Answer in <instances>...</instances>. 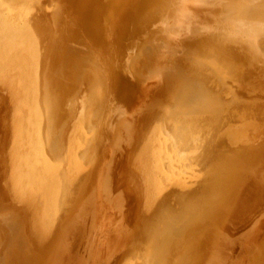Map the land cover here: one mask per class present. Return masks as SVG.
Instances as JSON below:
<instances>
[{
	"label": "bare ground",
	"instance_id": "1",
	"mask_svg": "<svg viewBox=\"0 0 264 264\" xmlns=\"http://www.w3.org/2000/svg\"><path fill=\"white\" fill-rule=\"evenodd\" d=\"M36 1L0 0V86L9 90L0 94V190L31 211L40 240L61 237L49 252L67 264H96L101 253L103 264L117 262L111 250L124 246L126 217L115 205L131 181L115 151L132 144L144 146L132 169L151 214L138 233L125 225L137 233L126 247L136 259L120 264H264L262 125L263 139L252 143L248 133L240 148L248 123L225 125L234 158L223 157L229 140L213 146L194 131L212 114L264 107V0ZM200 149L207 171L198 178L191 168L196 179L188 168ZM169 201L174 208L161 211ZM11 213L0 211V264L14 263L18 248L32 251L15 241L24 236ZM214 230L217 241L208 237ZM184 244L196 245L190 259Z\"/></svg>",
	"mask_w": 264,
	"mask_h": 264
},
{
	"label": "rangeland",
	"instance_id": "2",
	"mask_svg": "<svg viewBox=\"0 0 264 264\" xmlns=\"http://www.w3.org/2000/svg\"><path fill=\"white\" fill-rule=\"evenodd\" d=\"M35 2H38V1H36L35 0ZM19 2H16V1H13V5H16V4H18ZM37 7H40V3H38L37 5H36ZM13 8H14V6H13ZM21 13V12H20ZM47 13V12H46ZM17 16H18V13L16 14ZM49 20L51 19V15L49 14ZM15 18H17V17H15ZM50 26H49V30H47V32L45 33L46 34V41L48 40V38L50 39V38H52V36H53V32H54V29L52 28V26H51V24H50V21H49V23H48ZM152 30H153V28H152ZM180 49V48H179ZM175 54H177L178 56H181V55H179L180 53H178V52H175ZM47 54H45V56H46ZM183 55V54H182ZM48 56V55H47ZM180 58V57H179ZM164 61H166V59H164ZM181 64L182 65H187V63L186 62H184V60L182 59L181 61ZM180 62L178 63V65L180 64ZM10 71H12V70H10ZM194 72V71H193ZM208 73H210L211 74V72H208ZM215 77V76H214ZM216 79V80H215ZM214 79V81L217 83V84H220V83H222L221 81H219L218 82V79L217 78H215ZM0 85H3V84H1L0 83ZM1 87H3V89L1 88ZM39 90V89H38ZM7 92H9V90L7 89V87H5V86H0V94H3L6 98H8L7 97V95L5 94V93H7ZM201 95H203V93L201 94ZM11 97V96H10ZM200 100H202V99H200ZM249 106H252V105H249ZM254 110H253V109ZM242 109V110H241ZM233 110V111H232ZM235 110V111H234ZM250 110V111H249ZM230 111V110H229ZM260 111V112H259ZM226 111H224L223 113H221V115L220 114H217V115H213L212 114V116H209V118H204V120L203 121H197L196 122V124H195V134H197V136L200 138V136L202 137V136H204V135H207V134H209L208 136H206V138H205V141L206 140H208V139H215V144H213V146L215 145V146H217V145H221V144H217L216 143V140H220L221 142L223 141V143L226 145V144H228V140H229V146L227 145V147L225 146V145H223V146H225L224 147V152H222V154H223V157H224V155H227V157L229 156H231L232 158H234L235 156L233 155V154H235L234 152H233V150L232 149H235V148H231V145H233V143H232V141L230 140V138H229V135H228V133L229 134H231L230 133V128H229V130L227 129V126H225V125H232V124H234V122H235V124L236 125H239V124H241V122L243 123L245 120H246V122H244V123H248L247 125L250 127H248L249 128V130L247 129V127H246V130L244 129L242 132H238L237 134H240L239 136H238V140H237V143H238V145H237V143H236V145L240 148V147H242L241 145H243V147L244 146H247L248 144H249V142L251 141V140H253L254 142H257V140L259 141V140H261V139H263V138H261V139H258V137L260 136L259 134H261V133H259V131H260V129H261V131H262V128H260V126L262 125V127H263V130H264V107H259L258 105H256V106H253V107H251V108H247V109H244L243 107H239V108H231V111H230V114L231 115H227L226 113H225ZM232 112H234V114H236V115H233L232 114ZM168 113V112H167ZM225 113V114H224ZM168 114H171V113H168ZM228 114H229V112H228ZM239 114V115H238ZM226 115V116H225ZM233 115V116H232ZM8 118H7V121H9L10 120V118L11 117H9V113H8ZM182 116H184V115H182ZM208 116V115H207ZM214 116V117H213ZM185 117V116H184ZM221 117V118H220ZM230 117H232V118H230ZM235 117V118H234ZM238 118V121H237V118ZM206 119H209V121H206ZM225 119H227L226 120V122H225ZM230 121H229V120ZM233 119V120H232ZM242 119V120H241ZM218 120V121H217ZM244 120V121H243ZM251 120H252V124H251ZM229 123H228V122ZM231 121H233L232 123H230ZM236 121L238 122V123H236ZM239 121H241V122H239ZM248 121V122H247ZM261 121V122H260ZM158 122V121H157ZM223 122V123H222ZM260 122V125L258 124ZM217 125H216V124ZM256 125H255V124ZM263 123V124H262ZM206 124H207V127H206ZM221 124V126H222V128H219V127H221V126H219ZM209 125V126H208ZM236 125H234V126H236ZM252 126H254V127H252ZM209 127V128H208ZM216 127V128H215ZM223 127H226V129L224 128V133H223V135H222V132H219V130L221 131V129L223 130ZM259 129H258V128ZM199 128V129H198ZM204 128V129H203ZM213 129V130H212ZM253 129V130H252ZM256 129V130H255ZM226 130L227 131H229V132H226ZM248 130V131H247ZM210 131V132H209ZM216 131H217V133H216ZM257 131V132H256ZM200 132V133H199ZM226 132V133H225ZM252 132H253V138L251 137L252 136ZM263 132V131H262ZM205 133V134H204ZM220 133V134H219ZM244 133H245V135H244ZM248 133H250V135H247ZM256 133V134H255ZM259 133V134H258ZM216 134L218 135L217 136V138H216ZM225 134L228 136H226V138H225ZM259 136H258V135ZM256 135H257V138L256 139H254V137H256ZM212 136V137H211ZM248 136H250V138H252V139H250V141L246 144V143H243L244 141V139H245V141L247 142V140L249 139H247V137ZM240 137H241V140H240ZM227 138H229V139H227ZM212 139V140H213ZM227 139V140H226ZM47 141H49L48 139H47ZM171 141V140H170ZM242 142V143H239V142ZM253 141H251L252 143H253ZM50 142V141H49ZM252 143H250V144H252ZM200 144H201V140H200ZM200 144H198L199 146H200ZM236 145L234 144V146H232V147H236ZM143 145H141V146H133L132 144L125 150V151H122L121 153L119 152V153H117L116 151H115V154L118 156L119 155V158H120V155H123L124 156V159H125V162L126 163H128V166H130V168H128V170H126V172H127V174H129V175H127L126 177V179H129V177H130V183H128L127 185H126V187H129L128 188V192L127 191H124L123 193H122V195H120L119 196V201H118V206L117 205H115L117 208H121V209H123V212H124V215H125V221H124V225L122 226V229H121V232L122 233H124V234H122L121 233V238L120 239H122L121 241H120V244L122 243V242H125V243H122V245H124L122 248H120L121 247V245L119 246V250H117L118 252H117V256L115 255V252H116V249L117 248H114L113 247V249L111 250V255L113 256H111L112 258H110L111 260H114L116 263H114V264H120L121 262H123L124 261V258L125 257H132L133 259H136V257H133L134 256V254H131V253H128V251H127V249L128 248H126V247H128V243H129V240L131 239V238H133V239H135V235L138 233V232H140L139 230H138V228H140V224H142L144 221H142L143 219H147V217L151 214V211H149V212H146L145 211V205H144V199L142 198V197H144L143 195H142V190H143V187H142V183H143V179L141 178V177H138V173H136V172H134V169H132V163H136L135 162V158L137 157V156H139L140 154H142L141 152L143 151H141L140 152V150H141V148H143L144 149V146L142 147ZM238 147H236V148H238ZM45 149H49V147H44ZM238 148V149H239ZM204 149V148H203ZM225 149H226V151H225ZM230 149H231V151H230ZM44 150V149H43ZM42 150V151H43ZM229 150V151H228ZM197 152V153H196ZM227 152H230L229 154L227 153ZM233 152V153H232ZM190 153V152H189ZM193 153H194V155L195 156H199V153H201V149L199 150V151H193ZM192 153V154H193ZM196 153V154H195ZM232 153V154H231ZM231 154V155H230ZM137 155V156H136ZM191 155V154H190ZM192 156L191 155V157H190V159H191V161L193 162L194 161V159H196L195 161H194V163H190V165H189V170H188V175H190V169L191 168H193L192 169V171L194 170H196V168L195 167H197V170H196V172H192L193 173V175H194V173H196V174H198L197 172H199V175H198V178L200 177V176H203V173L204 172H206L207 171V168H206V161L205 162H203V161H200V159H199V157H198V159L195 157V156ZM233 155V156H232ZM83 157V155H79V159H81ZM188 157V158H189ZM207 157V156H206ZM192 158H194V159H192ZM205 159V158H204ZM131 164H130V163ZM118 163V162H117ZM196 163H198V164H196ZM195 166V167H194ZM203 166H204V168H203ZM117 167H119V164H118V166ZM204 169V170H203ZM90 171H91V168L89 169ZM152 172V171H151ZM1 173V172H0ZM153 173V175H154V172H152ZM192 173H191V175H192ZM190 175V176H191ZM197 175H195V176H191V177H194V178H196L197 179V177H196ZM193 178V179H194ZM195 179V180H196ZM80 180H82L83 181V179H80ZM217 182H219L218 184H216ZM223 182H224V180L223 181H216V183H214V185H213V190H214V192L215 193H217V192H219V190L222 188V185H223ZM119 183H123V185H124V183H126V181H119ZM131 184V185H130ZM134 186V187H133ZM132 187V188H131ZM2 195V191L0 190V211H7V213H11V212H13L14 214H17L19 217H20V221H19V224H21L19 227H18V229L21 231V233L23 234V239L22 238H20V237H17L16 239H15V241L16 242H18V243H20V244H22V241L25 239V241L28 243V245L30 246V249L33 251H30V250H28V249H24V246L22 247V248H18V251H17V254H16V259H15V261H14V263H12V264H28V262H30V260H35L34 262L36 263V264H67V260L65 259V262L63 261V255H61V254H53L55 251H57L56 249H53L54 250V252L53 253H50L49 251V248L51 249L52 247H53V245L55 244V243H59L60 241H61V243H62V240H61V237H60V241H57V239H58V237H57V235H56V233L57 232H55V233H53V234H51L49 237H48V239L45 241V240H40V238H39V234L40 233H38L37 231H34V230H32V222H31V211L24 205V204H22V203H19V202H16L15 200L13 201L12 199H11V196H1ZM163 195H165V193L163 194ZM162 195V196H163ZM161 196V197H162ZM3 198H5V199H3ZM8 201V202H7ZM9 202H11L12 203V206H14L13 208H10L9 207ZM175 203V204H174ZM176 203L177 202H175V201H169L168 202V204H164V202L162 203V204H160V207H161V211H164L165 210V207H164V209H162L163 207V205L164 206H166V207H169V208H174V205H176ZM145 204H146V202H145ZM169 204H171V205H169ZM172 205H173V207H172ZM124 206V207H123ZM126 211V212H125ZM131 211H133L134 213H132ZM219 211H224V209H220ZM21 216H20V215ZM143 214V215H142ZM214 211L212 212L211 211V218H212V220H213V222H215V217H214ZM3 215H6V214H1L0 215V217L1 216H3ZM11 215H12V213H11ZM132 215H134V216H132ZM130 218H128V217ZM150 217V216H149ZM30 219V220H29ZM127 219V220H126ZM141 220V221H140ZM24 221V222H23ZM28 221H29V223H28ZM26 222V223H25ZM128 222V223H127ZM132 223H134V224H132ZM15 224V223H14ZM14 224H12L11 225V227H13L14 226ZM125 225H127L129 228H131V227H133V228H131V229H134V227H136L135 228V231L137 232V233H135V231L133 230V232H131L132 233V236H134V237H131V234H130V230H128V232H126V229H125ZM132 225H134V226H132ZM126 226V227H127ZM25 230V232H23ZM1 231V230H0ZM218 230H214V231H210L208 234L210 235H208V237H210L211 239L213 238V240H215V241H217V239L218 238H220V236H219V231L217 232ZM4 233V232H3ZM24 233H25V235H24ZM126 233H128V234H126ZM135 233V234H134ZM129 234H130V237H128L129 236ZM134 234V235H133ZM217 236H216V235ZM0 235H2V233L0 232ZM96 236H98V234L97 233H93V234H91V237H93V241H92V243H94V241H95V237ZM53 237V238H52ZM128 237V238H127ZM55 238V239H54ZM127 239V240H124V239ZM4 240V241H6L5 239H7V236L5 235V236H0V240ZM39 239V240H38ZM129 239V240H128ZM102 239L100 238V240L99 241H101ZM105 241V250H106V248H107V240H103V242ZM126 241H128V242H126ZM134 241V240H133ZM201 242V241H200ZM205 242H206V244L207 245H205ZM47 244V245H46ZM127 245V246H126ZM186 245V246H185ZM192 246H190L189 245V247H187V244H184V245H181V250H183V252H184V249H183V247L182 246H185L184 248H186L185 250V255L187 256V258L189 257V259H190V255L192 254L191 253V250L196 246L195 244H191ZM204 245L205 246H208V245H210V243H208L206 240H204ZM218 245V244H217ZM89 246H90V242H89ZM88 246V247H89ZM102 246H103V243H102ZM194 246V247H193ZM218 246H221V241L219 240V245ZM218 246H214V247H211V249H215L216 247H218ZM131 247V246H130ZM129 247V248H130ZM193 247V248H192ZM102 249H104L103 247H101ZM112 248V247H111ZM188 248H189V251H187L188 250ZM196 248V247H195ZM19 249H21V250H19ZM122 249V250H121ZM124 249V250H123ZM210 249V250H211ZM221 250H223V247H221ZM103 251V250H102ZM113 251H115V252H113ZM119 252H121V253H123V255H121V253H120V255H118L119 254ZM182 252V251H181ZM188 252H189V254H188ZM113 253V254H112ZM53 255V256H52ZM130 255V256H129ZM189 255V256H188ZM29 256V257H28ZM32 256V257H31ZM35 256V257H34ZM50 258H49V257ZM180 256V255H179ZM82 257L83 256H78V258L75 260V262H78V261H80L81 259H82ZM8 256H5V258H4V262H7L8 261ZM103 258H106V256H104L103 255V253H101V256H100V258H99V261L97 262V258H95L94 260L95 261H93V262H97L96 264H98V263H101V264H103L102 263V261H103ZM121 258H122V260H121ZM84 257H83V259H82V261H81V263L80 264H85V262L87 261V260H85V262H84ZM102 260V261H101ZM39 261V262H38ZM179 261H180V258H179ZM33 262V264H35ZM72 263H70V264H73L74 262L73 261H71ZM110 263H112V262H110ZM69 264V263H68ZM88 264V263H87ZM90 264V263H89ZM92 264V263H91ZM113 264V263H112Z\"/></svg>",
	"mask_w": 264,
	"mask_h": 264
}]
</instances>
